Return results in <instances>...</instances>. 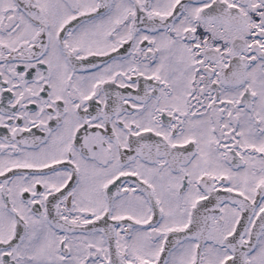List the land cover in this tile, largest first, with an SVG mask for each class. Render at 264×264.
I'll list each match as a JSON object with an SVG mask.
<instances>
[{"label": "snow or ice", "instance_id": "snow-or-ice-1", "mask_svg": "<svg viewBox=\"0 0 264 264\" xmlns=\"http://www.w3.org/2000/svg\"><path fill=\"white\" fill-rule=\"evenodd\" d=\"M0 264H264V0H0Z\"/></svg>", "mask_w": 264, "mask_h": 264}]
</instances>
